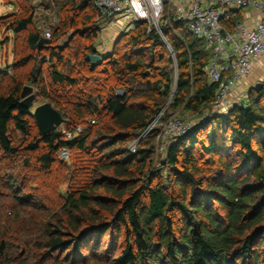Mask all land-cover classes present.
Listing matches in <instances>:
<instances>
[{
  "label": "trees",
  "instance_id": "obj_1",
  "mask_svg": "<svg viewBox=\"0 0 264 264\" xmlns=\"http://www.w3.org/2000/svg\"><path fill=\"white\" fill-rule=\"evenodd\" d=\"M92 3L68 0L75 34L65 44L56 31L39 45L28 5L4 24L25 36L13 73L0 70V264H264V79L244 102L173 140L157 170L161 131L151 125L174 84V109L211 111L212 52L173 17L161 32L136 22L123 53L94 65V43L69 50L77 34L97 37ZM29 81L66 117L72 138L59 126L40 132L33 107L21 104Z\"/></svg>",
  "mask_w": 264,
  "mask_h": 264
},
{
  "label": "built area",
  "instance_id": "obj_2",
  "mask_svg": "<svg viewBox=\"0 0 264 264\" xmlns=\"http://www.w3.org/2000/svg\"><path fill=\"white\" fill-rule=\"evenodd\" d=\"M164 0H94L100 18L120 19L133 29L136 22H159ZM252 7L259 12L254 26L238 21L232 29L226 22L238 8ZM175 15L184 21L191 32L202 39L212 52L206 67L209 80L218 83L214 101L215 110L228 112L229 95L236 85L253 73L255 64L264 56V0H182ZM47 31L45 37L50 39ZM94 122V120H92ZM194 122L171 118L161 134L164 138L177 139L190 131ZM62 159L69 155L60 153ZM64 157V158H63Z\"/></svg>",
  "mask_w": 264,
  "mask_h": 264
},
{
  "label": "rangeland",
  "instance_id": "obj_3",
  "mask_svg": "<svg viewBox=\"0 0 264 264\" xmlns=\"http://www.w3.org/2000/svg\"><path fill=\"white\" fill-rule=\"evenodd\" d=\"M20 1V0H19ZM23 1V0H22ZM20 1V5L18 4H12V0H0V70H10V73H13L12 64L14 62V48L15 46H19L21 49L24 45L23 39L25 36V33H21L18 37L15 35L13 31H10L9 27L4 25L5 22L9 19V17L12 14H18L22 11L24 6L28 5L32 8L33 14H34V25L35 27L41 32L42 36L45 37V33L49 31L51 33L50 40L52 41L54 38V33L56 31H59L61 34L59 37L56 38L58 43H69L71 41L72 36H74V30L71 28L69 24V18L67 19V12L66 9L68 8V0H26V2ZM93 1V0H92ZM90 8V12L87 11L89 14L91 13L94 17V20L98 22L99 32L97 33L96 38H92L91 35H85V36H79L78 34L74 37V42L71 45L72 48L81 47L84 43H94L95 49L98 50L101 49V56L104 58L107 55L112 54L114 51L120 50V53H123L124 47H123V36L128 33L130 30H123L125 28L126 24H128L126 21L123 22V20H116L114 23H107L105 20L101 19L97 16V9L95 4ZM177 8V6H176ZM175 5L173 3V0H165L163 2L162 10L160 12V19L158 23H155L154 21L150 20L147 21L148 28L149 29H156L159 32H161V26L164 24H167L169 22H172L171 18L176 17L175 11H176ZM86 13H82V16L79 17V19L82 21L83 17L86 16ZM84 15V16H83ZM81 25H79V28ZM82 37V38H81ZM49 40V39H48ZM99 45H103L101 48ZM107 47L109 49L107 50ZM170 48V46L168 45ZM96 50V51H97ZM170 55L174 58L172 65L169 67L172 77L174 80L177 78L178 74V67L176 65L175 61V55L170 50ZM96 52H91V54ZM73 67H77V62H72ZM163 66H161L162 68ZM49 68L50 63L47 62L44 67V79L47 81L50 80L49 76ZM145 72H147L149 75H152L155 70L153 68H146ZM264 75V74H262ZM262 77V76H260ZM264 77V76H263ZM264 79V78H263ZM259 82V81H258ZM257 83V82H256ZM255 83V84H256ZM252 85V87L255 86ZM25 85H31L34 87V104H33V111L34 108L38 105H41L43 103L49 102V100L41 95L39 88L35 86L32 82H27ZM162 90V88L160 87ZM175 84L173 85V93H171L167 98L164 100V104L161 108L160 114L156 117L151 127H158L160 128V131L162 132L166 122L170 120L171 118H180V119H188L194 122L195 124H198L206 119H208L211 115L218 113L217 110H215L214 104L211 107V111H205V112H197L194 110H190L185 108V105L180 106L179 108L174 109L173 108V101H174V95H175ZM122 89H119V93H122ZM53 105V104H52ZM62 114V113H61ZM64 119L66 117L62 115ZM87 123V120L84 121V124ZM65 123L61 124L59 126L60 129L64 130V134L67 138H72L73 134L71 131L67 130L65 131ZM83 124H80L77 126V129H73L75 136L78 135V133L82 130ZM150 130V129H149ZM148 130V131H149ZM147 131V132H148ZM147 132L145 134H147ZM157 136V139L155 140L156 149L154 154V167L157 170H162V166L164 165V161L167 158V150L170 146L173 139L170 138H164L161 134ZM19 136L22 135L19 133ZM145 135H142V138H144ZM138 145V139L132 140L128 143V148L132 151L136 150V147ZM68 151V150H67ZM70 155L66 160L68 164L71 163L70 161ZM64 158V157H63ZM164 174H166V170L163 171Z\"/></svg>",
  "mask_w": 264,
  "mask_h": 264
},
{
  "label": "crops",
  "instance_id": "obj_4",
  "mask_svg": "<svg viewBox=\"0 0 264 264\" xmlns=\"http://www.w3.org/2000/svg\"><path fill=\"white\" fill-rule=\"evenodd\" d=\"M164 2H165V0H164ZM180 2H182V0H173L175 8ZM258 18H259V12L252 7H248V8L235 9L233 12V16L229 20L237 19V20L245 22L246 24H248L250 26H254L257 23ZM101 19L105 20L107 23L108 22L114 23L116 20L120 21V19H111V18H108V19L107 18L106 19L101 18ZM123 30H124V28H123ZM102 46L103 45H99L100 48ZM106 48H107V50L109 49V47H107V46H106ZM96 53L101 54V49L98 48ZM262 74H264V56L255 64L252 75L250 77L244 79L240 83H238L236 85V87L234 88V90L229 95L228 101H229V104L231 107L235 104L242 103L245 101L247 94H248L250 88L252 87V85H254L258 81L260 82L263 80L264 75H262ZM260 76H262V77H260ZM218 113H226V110L222 109Z\"/></svg>",
  "mask_w": 264,
  "mask_h": 264
},
{
  "label": "water",
  "instance_id": "obj_5",
  "mask_svg": "<svg viewBox=\"0 0 264 264\" xmlns=\"http://www.w3.org/2000/svg\"><path fill=\"white\" fill-rule=\"evenodd\" d=\"M48 38L42 36L39 41V45L47 43ZM88 58L94 65L102 62L103 57L101 54L93 53L89 54ZM262 85V82H257L255 88L258 89ZM21 104L27 108H32L34 104L35 94L34 87L31 85H25L21 93ZM33 115L36 119L39 130L43 134H47L50 131L56 129L64 122V118L59 110H57L50 102L43 103L34 108Z\"/></svg>",
  "mask_w": 264,
  "mask_h": 264
}]
</instances>
